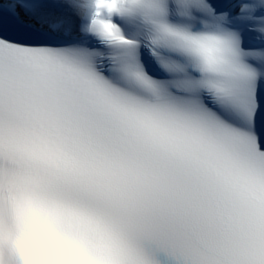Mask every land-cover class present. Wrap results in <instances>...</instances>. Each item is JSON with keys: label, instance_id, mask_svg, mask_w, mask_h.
<instances>
[{"label": "snow or ice", "instance_id": "1", "mask_svg": "<svg viewBox=\"0 0 264 264\" xmlns=\"http://www.w3.org/2000/svg\"><path fill=\"white\" fill-rule=\"evenodd\" d=\"M18 185L101 264H264V0H0V203Z\"/></svg>", "mask_w": 264, "mask_h": 264}, {"label": "clouds", "instance_id": "2", "mask_svg": "<svg viewBox=\"0 0 264 264\" xmlns=\"http://www.w3.org/2000/svg\"><path fill=\"white\" fill-rule=\"evenodd\" d=\"M0 244L21 264H101L103 258L95 225L35 185L3 192Z\"/></svg>", "mask_w": 264, "mask_h": 264}]
</instances>
